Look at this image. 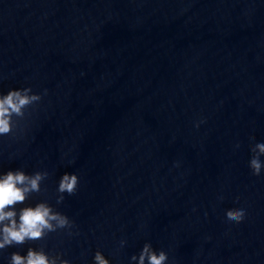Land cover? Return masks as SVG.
Segmentation results:
<instances>
[{
  "label": "clouds",
  "instance_id": "9594fccd",
  "mask_svg": "<svg viewBox=\"0 0 264 264\" xmlns=\"http://www.w3.org/2000/svg\"><path fill=\"white\" fill-rule=\"evenodd\" d=\"M44 95H47V89L41 94L33 92L31 87L9 89L7 93L0 91V136L14 134L28 110L37 106ZM250 150L252 155L249 167L253 175L260 176L264 171V161L261 160L264 156V142L253 143ZM47 176V171L28 174L22 169H9L0 172V250L22 245L30 240L44 239L49 233L62 229L71 230L74 227V221L55 210L47 201L38 202L35 206H25L17 212L16 205L24 203L32 193H39ZM79 183L77 174L65 172L58 182L57 204L63 202L64 194L74 195ZM245 216L244 207L226 211V219L230 222L240 223ZM125 244L126 241H120L121 248ZM168 259L167 252L154 249L150 242L143 244L138 255L131 256V261L136 264H167ZM9 264H70V261L63 259L60 253L49 255L43 248L29 247L25 255L13 252ZM93 264H111V261L97 250L93 256Z\"/></svg>",
  "mask_w": 264,
  "mask_h": 264
}]
</instances>
